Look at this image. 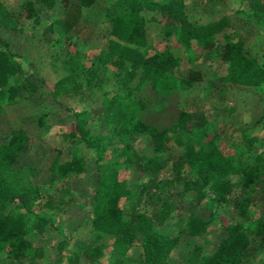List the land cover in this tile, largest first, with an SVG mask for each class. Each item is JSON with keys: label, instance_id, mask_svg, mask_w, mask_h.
<instances>
[{"label": "trees", "instance_id": "obj_1", "mask_svg": "<svg viewBox=\"0 0 264 264\" xmlns=\"http://www.w3.org/2000/svg\"><path fill=\"white\" fill-rule=\"evenodd\" d=\"M59 1L65 8L62 23L65 29H71L81 16L80 9L96 0H78L77 6L68 0ZM241 1L252 11L251 17L264 35V0ZM36 3L50 7L54 0H26L20 15L0 0V115L6 104L18 99L20 86L30 92L37 89L36 67L31 64L30 70L26 68L20 53L9 46L1 33L2 27H17L20 18H37ZM146 11L160 13L164 21V34L169 40L161 54L150 52ZM103 13L109 24L105 49L99 53L103 74L112 69L115 73L125 71L130 78L139 69L140 84L147 86L149 95L136 97L130 87L122 92L104 90V119L111 127L92 131L87 125V110L77 111L64 132L70 154L65 155V146L51 145L47 159L39 165L26 156L34 137L24 126L0 128V250L5 249L3 256L10 264H63L44 260L45 229L52 214L63 212L75 200L64 180L85 173L90 149L96 155L89 201L93 241L106 234L114 236L107 251L113 255L110 264H178L169 255L180 232L198 234L206 225V219L193 209L173 232L160 228L184 210L178 196L191 195L195 203L207 198L222 200L240 179L248 185L258 175L257 164L240 168L241 158L224 151L221 142H205L206 132L209 133L204 129L205 119L190 122L187 109L178 107L175 118L166 123H153L144 115L157 105L165 107L168 99H176L177 91L194 81L215 78L255 86L258 97L251 120L260 123L264 119V46L248 51L244 39L224 15L207 22L189 19L185 0H110ZM51 28L52 24H47L46 30ZM179 49L180 54L176 52ZM208 56L215 58L208 61ZM184 64L185 75L177 72ZM85 70L84 63H80L73 73L57 80L54 92H83L84 81L88 86L90 80L77 76ZM66 83L71 85L65 87ZM109 131L122 135L141 133L148 137L149 144L138 149L127 143L122 151L126 155L119 163L111 160L108 151L112 144ZM242 138L246 141L236 148L251 150L254 136L242 134ZM173 142L183 144L184 150L177 159L169 161L165 154ZM256 158H261L260 153ZM130 170L143 180L136 193L129 180ZM132 194L137 195L129 206ZM244 199L247 204V196ZM257 226L255 229L250 224H228L227 234L214 249L203 251L201 243H197L184 264H240L242 251L250 242L249 231H264V223ZM84 248L90 262L102 264L100 247L84 244ZM80 258L76 253L70 264H79Z\"/></svg>", "mask_w": 264, "mask_h": 264}, {"label": "rangeland", "instance_id": "obj_2", "mask_svg": "<svg viewBox=\"0 0 264 264\" xmlns=\"http://www.w3.org/2000/svg\"><path fill=\"white\" fill-rule=\"evenodd\" d=\"M1 1L9 10L20 15L26 0ZM68 1L71 5H78V0ZM109 1L96 0L89 7L80 9L81 16L71 29H65L62 23L65 8L59 0H54L50 7L36 3L37 18H20L17 27L1 28L2 37L9 46L20 53L23 65L29 70L31 64L36 67L34 76L37 89L30 92L20 86L18 99L3 108L0 128L22 125L27 129L34 137V142L26 156L35 164L45 162L49 155L48 147L51 145L65 146V155L70 154L64 132L70 128L77 111L87 110V125L92 131L111 127L110 122H105L104 119V90L122 92L126 87H130L136 97L149 95L147 86L140 84L139 69L130 78L126 77L125 71L115 73L112 69L103 74L104 65L100 62L102 60L99 53L105 49L109 35V24L105 21L103 13L104 6ZM185 12L189 19L195 22H207L224 15L235 32L244 39L248 51L255 52L264 46L262 28L252 19V11L241 0H185ZM146 18L150 52L161 54L167 48L168 39L164 34L162 16L155 11H146ZM49 23L52 28L46 30ZM176 52L182 53L181 49ZM214 58L208 56L206 59L209 61ZM80 63H84L86 70L77 77L89 79L90 84L87 86L84 81L81 93L64 94L62 90L55 93L57 80L73 73ZM186 67L184 64L183 69L177 72L185 75ZM70 85L71 83L64 84L65 87ZM257 97L258 92L253 85L205 78L177 91L174 102L171 98L166 101L165 107L157 105L146 111V119L153 123H166L175 118L178 107L185 108L190 112V122L201 117L205 119L204 129L209 131L206 132L205 142H221L224 151L241 158L240 168L256 164L259 166L258 175L252 178L250 184H244L240 179L222 200L207 198L195 203L191 195L178 196L184 203V210L179 211L175 218L162 224L160 228L173 232L178 224L186 220L187 212L193 209L196 214L206 219V225L198 234L180 232L179 240L169 255V259L174 263L184 264L197 243H201L203 251L214 249L227 234L228 224H250L256 229L259 223H264V169L261 168L264 163V119L260 123H252L251 120ZM108 133L112 142L108 148L113 157L111 160L116 159L119 163L123 162L126 155L122 151L127 143L138 149H144L149 144L148 137L141 133ZM242 134L247 137L254 136V146L251 150L243 152L242 148H236L246 141ZM185 138L186 136H183L182 139L187 141ZM183 150V144L173 142L165 156L171 161L177 159ZM258 153L261 156L259 159L256 158ZM95 157V151L90 149L86 155L85 173L64 180L75 200L71 201L63 212L51 215L52 221L46 227L43 238L44 260L47 262L70 264L77 253L81 255L79 264H98L90 262L85 256L84 244L101 248L102 264H110L113 259V255L107 252L111 248L113 235L106 234L93 241L94 230L91 225L89 201L92 193L90 175L96 164ZM132 172L129 180L134 184L133 191L136 193L143 180ZM53 190L54 193H60ZM136 195L132 194V199L128 200L129 206L136 199ZM244 196L248 198L247 204H244ZM138 205H141L140 201ZM154 211L152 208L153 213ZM249 236L250 242L242 251L240 264H264V231H249ZM4 250H0V264H10L4 259ZM24 264H28L27 261Z\"/></svg>", "mask_w": 264, "mask_h": 264}]
</instances>
